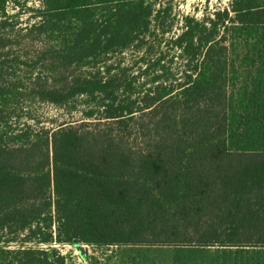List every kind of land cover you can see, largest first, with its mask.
Returning <instances> with one entry per match:
<instances>
[{
	"label": "trees",
	"instance_id": "trees-1",
	"mask_svg": "<svg viewBox=\"0 0 264 264\" xmlns=\"http://www.w3.org/2000/svg\"><path fill=\"white\" fill-rule=\"evenodd\" d=\"M33 1L0 0V264L264 248V151L227 145L228 34L264 1L179 23L172 0Z\"/></svg>",
	"mask_w": 264,
	"mask_h": 264
},
{
	"label": "rangeland",
	"instance_id": "rangeland-1",
	"mask_svg": "<svg viewBox=\"0 0 264 264\" xmlns=\"http://www.w3.org/2000/svg\"><path fill=\"white\" fill-rule=\"evenodd\" d=\"M231 2L232 0H172V12L179 23L183 15L199 19L215 9L229 8ZM37 3L38 1L34 0L28 5ZM28 16L29 14L19 16L23 25ZM228 47V148L264 151V25L234 24L228 34ZM126 58L129 59V56ZM42 110L46 116L55 113L49 106H44ZM45 124L48 126L47 122ZM79 247L80 249L68 244H53L49 248L39 246L42 249H55L63 259V264H192L189 258L195 260L194 258L201 255L199 257L203 259L206 257L204 254L215 258L214 262L223 261L227 252L219 248H179L178 252H175L173 248L159 247H99L87 244ZM252 252L259 254L255 260L256 264H264V248H256ZM199 260L196 259L194 264H200ZM235 264L250 262L242 257L241 261Z\"/></svg>",
	"mask_w": 264,
	"mask_h": 264
},
{
	"label": "crops",
	"instance_id": "crops-1",
	"mask_svg": "<svg viewBox=\"0 0 264 264\" xmlns=\"http://www.w3.org/2000/svg\"><path fill=\"white\" fill-rule=\"evenodd\" d=\"M219 249H225L227 251L225 259L223 261L220 260V261L214 262L215 258L211 257V255H207L201 252V254H204L206 257H203L202 259L201 257H199L201 255H199L198 258H194L195 260L189 258V262L194 264L196 259H200L199 260L200 264H235V263L240 262L242 257H245L248 259L250 264H256L255 260L259 256L257 252H252V250L256 248H219ZM237 253H240V254H237Z\"/></svg>",
	"mask_w": 264,
	"mask_h": 264
},
{
	"label": "built area",
	"instance_id": "built-area-1",
	"mask_svg": "<svg viewBox=\"0 0 264 264\" xmlns=\"http://www.w3.org/2000/svg\"><path fill=\"white\" fill-rule=\"evenodd\" d=\"M64 245V244H63Z\"/></svg>",
	"mask_w": 264,
	"mask_h": 264
}]
</instances>
